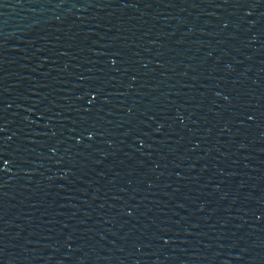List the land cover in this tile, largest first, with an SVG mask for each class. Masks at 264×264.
<instances>
[{"label":"water","instance_id":"95a60500","mask_svg":"<svg viewBox=\"0 0 264 264\" xmlns=\"http://www.w3.org/2000/svg\"><path fill=\"white\" fill-rule=\"evenodd\" d=\"M0 264H264V0H0Z\"/></svg>","mask_w":264,"mask_h":264}]
</instances>
